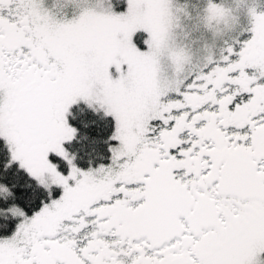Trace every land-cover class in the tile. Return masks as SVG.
<instances>
[{
  "label": "snow or ice",
  "instance_id": "snow-or-ice-1",
  "mask_svg": "<svg viewBox=\"0 0 264 264\" xmlns=\"http://www.w3.org/2000/svg\"><path fill=\"white\" fill-rule=\"evenodd\" d=\"M0 0V264H264V11Z\"/></svg>",
  "mask_w": 264,
  "mask_h": 264
},
{
  "label": "rangeland",
  "instance_id": "rangeland-1",
  "mask_svg": "<svg viewBox=\"0 0 264 264\" xmlns=\"http://www.w3.org/2000/svg\"><path fill=\"white\" fill-rule=\"evenodd\" d=\"M224 4L233 9H239L237 15L239 16L240 26L243 28L248 22L247 8L253 5H258V11H264V0H223Z\"/></svg>",
  "mask_w": 264,
  "mask_h": 264
},
{
  "label": "flooded vegetation",
  "instance_id": "flooded-vegetation-1",
  "mask_svg": "<svg viewBox=\"0 0 264 264\" xmlns=\"http://www.w3.org/2000/svg\"><path fill=\"white\" fill-rule=\"evenodd\" d=\"M259 11H261V10H259ZM248 26V22L245 24V27H247Z\"/></svg>",
  "mask_w": 264,
  "mask_h": 264
}]
</instances>
